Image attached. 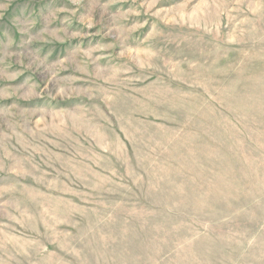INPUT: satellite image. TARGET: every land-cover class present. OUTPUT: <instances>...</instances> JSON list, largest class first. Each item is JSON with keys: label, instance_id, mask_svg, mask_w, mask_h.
Wrapping results in <instances>:
<instances>
[{"label": "rangeland", "instance_id": "rangeland-1", "mask_svg": "<svg viewBox=\"0 0 264 264\" xmlns=\"http://www.w3.org/2000/svg\"><path fill=\"white\" fill-rule=\"evenodd\" d=\"M0 264H264V0H0Z\"/></svg>", "mask_w": 264, "mask_h": 264}]
</instances>
